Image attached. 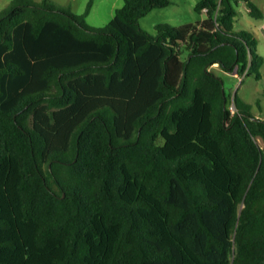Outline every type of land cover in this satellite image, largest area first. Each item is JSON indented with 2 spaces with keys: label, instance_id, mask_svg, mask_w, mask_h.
<instances>
[{
  "label": "trees",
  "instance_id": "trees-1",
  "mask_svg": "<svg viewBox=\"0 0 264 264\" xmlns=\"http://www.w3.org/2000/svg\"><path fill=\"white\" fill-rule=\"evenodd\" d=\"M242 3L157 35L171 0L0 12V264H264V118L210 71L262 77Z\"/></svg>",
  "mask_w": 264,
  "mask_h": 264
},
{
  "label": "rangeland",
  "instance_id": "rangeland-1",
  "mask_svg": "<svg viewBox=\"0 0 264 264\" xmlns=\"http://www.w3.org/2000/svg\"><path fill=\"white\" fill-rule=\"evenodd\" d=\"M13 0H0V12L7 9ZM44 2V0H36ZM55 5L70 10L75 15H84L91 0H51ZM199 0H171L167 7L156 8L146 17L142 18L140 25L143 30L152 35H157V26L169 24L181 26L185 24H196L207 18L205 12L198 13L196 6ZM254 3L264 11V0H253ZM126 0H93V6L89 16L86 18L88 25L95 28H107L116 10L124 7ZM244 4V3H242ZM241 4V5H242ZM240 15L235 24L236 31H250L255 33L258 47L257 51L264 58V18L256 19L247 13L246 8L241 6ZM242 11V12H241ZM189 58L188 53L182 55L183 60ZM210 71L220 77L224 82V89L232 105L235 95H238L248 104L253 106V112L264 118V65L260 69L262 77L237 76L238 73L225 71L220 65L210 67ZM238 72V70H237ZM233 107V106H232Z\"/></svg>",
  "mask_w": 264,
  "mask_h": 264
},
{
  "label": "crops",
  "instance_id": "crops-1",
  "mask_svg": "<svg viewBox=\"0 0 264 264\" xmlns=\"http://www.w3.org/2000/svg\"><path fill=\"white\" fill-rule=\"evenodd\" d=\"M241 6H244L245 8H246V11H247V13L248 14H250L249 12H250V9L247 7V5L246 4H242ZM241 8V7H240ZM241 10V9H240ZM242 12V11H241ZM264 12V11H263ZM215 66V65H214ZM237 76H239V74H236ZM258 117H260L259 115H257ZM260 118H262V117H260Z\"/></svg>",
  "mask_w": 264,
  "mask_h": 264
},
{
  "label": "built area",
  "instance_id": "built-area-1",
  "mask_svg": "<svg viewBox=\"0 0 264 264\" xmlns=\"http://www.w3.org/2000/svg\"><path fill=\"white\" fill-rule=\"evenodd\" d=\"M232 111L235 112L236 108L235 105H233V107H231Z\"/></svg>",
  "mask_w": 264,
  "mask_h": 264
}]
</instances>
